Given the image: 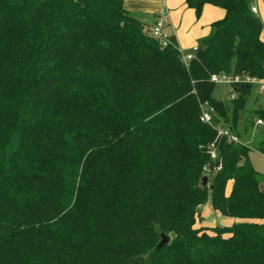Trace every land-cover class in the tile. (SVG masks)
<instances>
[{
	"label": "trees",
	"instance_id": "16d2710c",
	"mask_svg": "<svg viewBox=\"0 0 264 264\" xmlns=\"http://www.w3.org/2000/svg\"><path fill=\"white\" fill-rule=\"evenodd\" d=\"M185 2L196 16L225 11L186 65L174 37L159 46L123 0H0V264H122L110 261L157 245L161 212L181 225L143 264H264L251 149L200 121L205 104L226 114L211 75L264 77L263 24L250 0ZM231 88L241 113L252 86ZM208 193L240 222L194 228Z\"/></svg>",
	"mask_w": 264,
	"mask_h": 264
},
{
	"label": "rangeland",
	"instance_id": "374dc122",
	"mask_svg": "<svg viewBox=\"0 0 264 264\" xmlns=\"http://www.w3.org/2000/svg\"><path fill=\"white\" fill-rule=\"evenodd\" d=\"M147 1L148 0H142L141 2L146 3ZM254 1H252V4L250 3L249 9L252 8V5H256L258 9H261L262 2L264 3V0H254ZM131 16L134 15L131 14ZM143 32L145 35L149 36L148 28H144ZM188 52L191 53V50H189ZM212 98L216 101L221 102L223 108L226 109L225 111L226 119H224L225 116H222L224 117L222 118L220 115L213 114V117L218 122L219 127L224 125L228 127L231 126L232 123L231 121L233 117L236 120L237 130L240 135V141L244 145H246V147L251 149L249 153L250 164L252 168L260 175L261 178L260 183L262 185L261 187H263L264 186V155L256 151L255 148L258 146V144L261 141H264V125L262 126L257 124V121L261 120V116L259 115V112H261L264 109V94L259 95L257 87L253 85L244 110L241 113L235 112L234 114L232 111L235 110V106H234L235 93L232 91V88L230 86L223 84H216ZM262 122L264 124V121ZM226 126H224L225 127L224 130H226ZM212 175H213L212 173H206V170L204 169L202 173V178L203 177L211 178ZM210 184L211 181L208 180L206 183L207 188L210 187ZM230 190H231V182H228L225 189L226 196L229 195ZM195 210L196 212L193 215L195 216L194 228L201 230V233L211 234L215 231H222L224 229L233 227L235 224L239 222L238 219L226 217L220 214L219 212L213 210L210 205V193H208L207 196V203L201 206H197ZM184 216H186V214L181 216L182 218L180 221L183 220L185 221L190 218L189 215H187V217L185 218ZM180 225L181 223L178 221V219L175 218L174 220H171L169 217H167L166 212L164 213L161 212V216L159 217L157 222V231L159 233V241L157 245L149 247L148 249L141 252H135L129 255H124L115 258L113 257L112 261L110 262H116V263L122 262V264L123 263L133 264L135 262H138L139 264H143L147 259V257H149L154 252V250L159 246L161 242L165 243V245L171 242V240L174 237L173 235L174 229L178 228Z\"/></svg>",
	"mask_w": 264,
	"mask_h": 264
},
{
	"label": "crops",
	"instance_id": "0c3cea01",
	"mask_svg": "<svg viewBox=\"0 0 264 264\" xmlns=\"http://www.w3.org/2000/svg\"><path fill=\"white\" fill-rule=\"evenodd\" d=\"M141 1L123 0L122 5L125 11L133 14L148 28L158 17L163 16L167 32L174 37L178 50L184 54L207 39L211 34L212 25L222 21L225 17L224 10L212 5H204L200 15L196 16L194 10L188 8L185 0H148L146 3ZM252 1L254 0H250L251 4ZM252 8L256 9L255 15L260 19L264 28V3L262 2L261 9H258L256 5H252ZM261 39L264 43V29ZM261 186L259 183L258 188L264 193V186Z\"/></svg>",
	"mask_w": 264,
	"mask_h": 264
},
{
	"label": "built area",
	"instance_id": "2783aa9c",
	"mask_svg": "<svg viewBox=\"0 0 264 264\" xmlns=\"http://www.w3.org/2000/svg\"><path fill=\"white\" fill-rule=\"evenodd\" d=\"M251 12L253 14H256V9L251 8ZM148 33L149 36L159 44L162 48L167 47L170 45V41L168 39L169 33L167 32L166 29V23L164 21L163 16L158 17L154 24L148 28ZM178 49V48H177ZM199 50L198 46L194 47L191 49V53H182L178 50L182 62L186 65L189 61H191L196 52ZM210 81L212 83L216 84H223V85H228L231 87L232 84H238V83H243V84H249L251 86L255 85L258 90V94H264V77L261 79H256V78H249V77H238L234 76L233 74H213L210 76ZM214 112L213 110L207 105H202L201 106V117L200 121L204 124L210 125L212 122V116ZM258 125H264L261 120L257 121ZM217 132V139L220 137H225L228 143H233V144H238L242 145V142L240 139H238L235 135L232 133L222 129V128H215ZM216 142V141H215ZM215 142L210 145L209 147V157L211 161H216L218 159V153L215 147ZM221 163L218 162L216 165L217 169H220Z\"/></svg>",
	"mask_w": 264,
	"mask_h": 264
},
{
	"label": "water",
	"instance_id": "95a60500",
	"mask_svg": "<svg viewBox=\"0 0 264 264\" xmlns=\"http://www.w3.org/2000/svg\"><path fill=\"white\" fill-rule=\"evenodd\" d=\"M206 183H207V178H206V177H203V178H202V186H206ZM164 244H165V243L161 242V243L159 244L158 247H161V246H163Z\"/></svg>",
	"mask_w": 264,
	"mask_h": 264
}]
</instances>
